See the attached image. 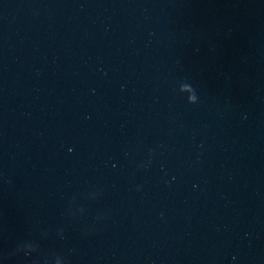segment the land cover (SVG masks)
<instances>
[{"label": "water", "instance_id": "obj_1", "mask_svg": "<svg viewBox=\"0 0 264 264\" xmlns=\"http://www.w3.org/2000/svg\"><path fill=\"white\" fill-rule=\"evenodd\" d=\"M0 264H264V0H0Z\"/></svg>", "mask_w": 264, "mask_h": 264}]
</instances>
